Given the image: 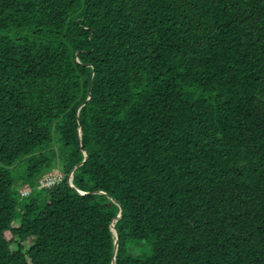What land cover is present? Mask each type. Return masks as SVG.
<instances>
[{
  "label": "trees",
  "instance_id": "1",
  "mask_svg": "<svg viewBox=\"0 0 264 264\" xmlns=\"http://www.w3.org/2000/svg\"><path fill=\"white\" fill-rule=\"evenodd\" d=\"M110 198L115 264H264V0H0V264H111Z\"/></svg>",
  "mask_w": 264,
  "mask_h": 264
},
{
  "label": "water",
  "instance_id": "2",
  "mask_svg": "<svg viewBox=\"0 0 264 264\" xmlns=\"http://www.w3.org/2000/svg\"><path fill=\"white\" fill-rule=\"evenodd\" d=\"M90 95H91V82L89 83V88H88V92H87V98H86L85 102L82 103L81 106H83V105H84V104L90 99ZM81 106L78 107L77 112L79 111V109H80ZM80 135H81V131H80V129H79V130H78V139L80 138ZM83 155H84L83 161H82L81 163L75 165V166L69 171V173H68V175H67V182H68L69 186H70L72 189L76 190L77 193H79L80 195H85V194H102V195H105V194H104L103 192H101V191L84 192V191H81V190L75 188V186L73 185L72 180H73V174H74L75 169L78 168L80 165H82V164L84 163V161L86 160V158H87V154H86L85 151H83ZM110 199H111L112 202L115 203V204L118 206V208H119V211H118V214H117L116 218H115L114 221L110 224V231H111L112 236H113V238H114V239H113V256H112L111 264H115V256H116V251H117V247H118V238H117V233H116V231H115V229H114V223L120 218L121 213H122V210H121L120 205H119L114 199H112V198H110Z\"/></svg>",
  "mask_w": 264,
  "mask_h": 264
},
{
  "label": "built area",
  "instance_id": "3",
  "mask_svg": "<svg viewBox=\"0 0 264 264\" xmlns=\"http://www.w3.org/2000/svg\"><path fill=\"white\" fill-rule=\"evenodd\" d=\"M63 179V174L58 170H53L50 172H46L43 174L38 180L35 185V188H50L53 187L61 182ZM31 187L25 186L23 189L20 190L21 195H28L31 191Z\"/></svg>",
  "mask_w": 264,
  "mask_h": 264
},
{
  "label": "rangeland",
  "instance_id": "4",
  "mask_svg": "<svg viewBox=\"0 0 264 264\" xmlns=\"http://www.w3.org/2000/svg\"><path fill=\"white\" fill-rule=\"evenodd\" d=\"M22 175H23V168L18 169V170H12V177L15 181V189L19 192L23 187V183L21 179Z\"/></svg>",
  "mask_w": 264,
  "mask_h": 264
}]
</instances>
